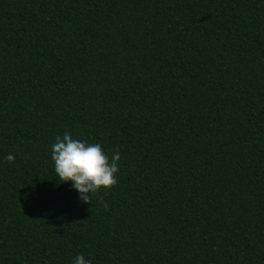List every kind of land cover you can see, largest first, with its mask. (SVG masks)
Listing matches in <instances>:
<instances>
[{
  "label": "trees",
  "instance_id": "16d2710c",
  "mask_svg": "<svg viewBox=\"0 0 264 264\" xmlns=\"http://www.w3.org/2000/svg\"><path fill=\"white\" fill-rule=\"evenodd\" d=\"M65 132L120 152L87 203ZM77 255L264 264V0H0V264Z\"/></svg>",
  "mask_w": 264,
  "mask_h": 264
},
{
  "label": "clouds",
  "instance_id": "9594fccd",
  "mask_svg": "<svg viewBox=\"0 0 264 264\" xmlns=\"http://www.w3.org/2000/svg\"><path fill=\"white\" fill-rule=\"evenodd\" d=\"M120 159L118 149L109 156L100 144L73 139L68 132L56 136L51 145V160L58 179L71 182L72 189L84 203L101 189L108 190L116 185ZM4 160L13 163L15 157L10 153ZM72 264H91V260L77 255Z\"/></svg>",
  "mask_w": 264,
  "mask_h": 264
}]
</instances>
